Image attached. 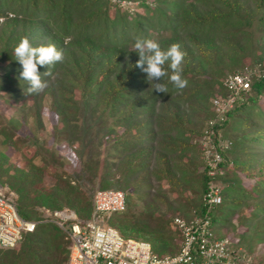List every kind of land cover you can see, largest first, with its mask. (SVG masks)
Wrapping results in <instances>:
<instances>
[{
    "label": "trees",
    "instance_id": "1",
    "mask_svg": "<svg viewBox=\"0 0 264 264\" xmlns=\"http://www.w3.org/2000/svg\"><path fill=\"white\" fill-rule=\"evenodd\" d=\"M132 1L139 11L130 14L109 0H0V98L5 93L20 101L19 109L32 114L35 131L43 127L44 96L57 123L65 126L76 124L81 102H89L92 114L112 118L106 142L101 136L96 146L105 147L112 140L111 151L118 157L117 161L108 154L92 155L77 163L74 173L56 171L47 188V163L39 150V163L31 161L28 167L11 164L0 150V183L16 194L23 219L38 221L43 209L67 207L80 225L91 217L97 190H121L125 210L105 215V223L164 256L179 250L181 234L173 228V219L202 216V197L213 182L221 196L210 210L215 237H226L221 228L237 214L245 229L262 217L247 241L250 249L257 248L264 242V0ZM24 36L34 46L54 44L64 50V62L52 68L53 76L45 78L49 86L39 94L30 95L27 83L18 79L21 66L13 52ZM136 37L158 40L164 49L179 43L186 53L182 67L187 87L179 90L165 77L167 93L154 92L136 67ZM47 70L39 67L41 74ZM247 71L252 75L249 91L214 128L219 134L213 142L227 147L219 149L222 161L217 174L209 177L200 139L215 113L212 100L228 94L223 86L227 76ZM74 85L80 103L72 100ZM15 123L0 127L1 145L18 147L25 142L16 137ZM63 129L58 135L65 138ZM233 131L235 138L229 136ZM33 143L38 139L27 147ZM154 183L156 192L150 195ZM163 184L177 197H185V212L178 199L171 201L163 193ZM140 202H148L147 207L139 209ZM248 203L249 216L243 212ZM232 243L242 255L241 240ZM69 247L56 225L39 223L16 247L0 249V264H66ZM243 259L250 264L246 255Z\"/></svg>",
    "mask_w": 264,
    "mask_h": 264
},
{
    "label": "built area",
    "instance_id": "2",
    "mask_svg": "<svg viewBox=\"0 0 264 264\" xmlns=\"http://www.w3.org/2000/svg\"><path fill=\"white\" fill-rule=\"evenodd\" d=\"M109 1L130 14L139 10L137 2L132 0ZM251 76L250 71L227 76L223 86L228 94L212 100L215 113L200 139L209 177L217 174L218 164L222 161L219 149L227 147L220 141L218 144L213 142V136L219 134L214 128L224 121L226 111L242 100V94L249 91ZM15 199L16 194L0 183V249L16 247L24 234L33 232L37 224L49 222L56 225L70 241L66 264H242L241 249H235L227 237H215L210 210L221 202V196L213 182L208 183L202 197L206 207L202 216L191 221L181 217L173 219V228L181 234L179 250L164 256L156 255L147 242L124 238L105 223V215L125 210V195L121 190H97L93 196L91 217L84 225L78 223L76 213L67 207L53 211L43 209L41 220H25L16 209Z\"/></svg>",
    "mask_w": 264,
    "mask_h": 264
},
{
    "label": "rangeland",
    "instance_id": "3",
    "mask_svg": "<svg viewBox=\"0 0 264 264\" xmlns=\"http://www.w3.org/2000/svg\"><path fill=\"white\" fill-rule=\"evenodd\" d=\"M139 11V10H138ZM2 73H0L1 75ZM3 96L0 98V127L7 126L9 127L10 121H15L18 125V129L15 132L16 137L23 140V144H19L18 147H8L0 144V150L2 153L10 160L11 164L19 167H28L29 162L39 163L40 156H36V152L39 150L44 155L43 163H47L46 171L44 175V187H49L54 183V173L61 172L62 170L68 173H74L75 165L82 160H87L90 156H95V158L102 157L103 155L108 154L110 159L114 157L118 161L117 155L113 154L111 151V144L108 143L105 147L96 146L97 141L102 136L104 137L107 130L110 129L111 116H102L98 112L92 114L90 112V104L81 102L80 91L77 86H73L72 91V100L74 102H81V108L75 116L76 124L72 126L63 123H57L58 117L47 108L49 98L44 96L41 100V113H42V123L43 127L39 131H35L34 120L32 114L27 110L19 109V102L8 96L5 93H2ZM1 94V95H2ZM65 128V138L58 135V130L61 131ZM235 138L236 133L233 131L232 135H229ZM38 139V144L33 143V147L30 146L31 140ZM2 137H0V140ZM103 141L106 142V137L103 138ZM25 145V147H24ZM40 146V149H38ZM101 151L97 153L99 150ZM98 155V156H96ZM42 163V165H44ZM63 167V168H62ZM195 178H193L194 180ZM156 183L153 184L150 195H153L156 192ZM164 189L163 193L168 194L167 196L173 201L178 199L179 206L185 212L186 208L182 201H185V197H177L170 188L166 187L163 184ZM148 203V202H147ZM147 203L140 202L139 209L147 207ZM244 205L243 212L249 216L251 213V205ZM250 205V206H249ZM138 209V210H139ZM238 214L232 219L228 220L227 224L223 225L221 228L222 234H224L230 240H241V245L244 252L242 253V264H247L243 257L246 255V258L250 259V264H256L259 260L264 264V242L259 246L251 247L247 245V241L251 238L252 231L256 227L257 223L260 222V218L255 219L246 229L241 227L238 224ZM264 217V216H263ZM241 234H243L241 236ZM243 238V239H242ZM231 240V241H232ZM242 250V249H241ZM249 251L251 253H249ZM249 253V255H248Z\"/></svg>",
    "mask_w": 264,
    "mask_h": 264
},
{
    "label": "clouds",
    "instance_id": "4",
    "mask_svg": "<svg viewBox=\"0 0 264 264\" xmlns=\"http://www.w3.org/2000/svg\"><path fill=\"white\" fill-rule=\"evenodd\" d=\"M133 48L139 55L136 67L146 74L154 92L167 93V85L162 82L165 77L179 90L187 87L188 81L183 76L182 67L186 53L179 43H173L164 49L158 40L136 37ZM13 55L21 66L18 79L27 83L30 95L43 92L49 86L45 78H51L52 68L65 60L63 49H58L54 44L34 46L27 36L21 38ZM39 67H46L48 70L41 74Z\"/></svg>",
    "mask_w": 264,
    "mask_h": 264
}]
</instances>
